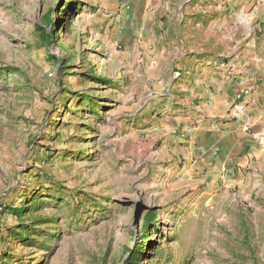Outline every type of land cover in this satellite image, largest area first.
Wrapping results in <instances>:
<instances>
[{
	"label": "rangeland",
	"instance_id": "rangeland-1",
	"mask_svg": "<svg viewBox=\"0 0 264 264\" xmlns=\"http://www.w3.org/2000/svg\"><path fill=\"white\" fill-rule=\"evenodd\" d=\"M189 1L0 0V264H264V175L172 141Z\"/></svg>",
	"mask_w": 264,
	"mask_h": 264
},
{
	"label": "crops",
	"instance_id": "crops-1",
	"mask_svg": "<svg viewBox=\"0 0 264 264\" xmlns=\"http://www.w3.org/2000/svg\"><path fill=\"white\" fill-rule=\"evenodd\" d=\"M189 2L180 13L181 52L171 60H176L171 97L177 103L172 141L185 146L186 160L205 168L222 161L231 182L243 181L242 167L245 176L259 178L264 175V0Z\"/></svg>",
	"mask_w": 264,
	"mask_h": 264
},
{
	"label": "trees",
	"instance_id": "trees-1",
	"mask_svg": "<svg viewBox=\"0 0 264 264\" xmlns=\"http://www.w3.org/2000/svg\"><path fill=\"white\" fill-rule=\"evenodd\" d=\"M40 40L45 42V43H49V41L51 40V35L49 33H46L44 31H41L40 32ZM92 78H95V79H98L97 76L95 75H92L91 76ZM151 217L152 215L149 214L146 219H145V222H144V225H143V229L146 230L147 227H148V224H149V221L151 220ZM14 230H12V234H16L15 232H13ZM25 233V230L23 231ZM11 233V232H10ZM18 239H20V241H28L29 240V234L25 233L24 236H22V238L20 237H17ZM137 249H140V247H136V250L133 251L128 260L125 262V264H136V261L138 260V255H140V250H137Z\"/></svg>",
	"mask_w": 264,
	"mask_h": 264
}]
</instances>
